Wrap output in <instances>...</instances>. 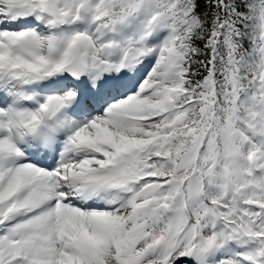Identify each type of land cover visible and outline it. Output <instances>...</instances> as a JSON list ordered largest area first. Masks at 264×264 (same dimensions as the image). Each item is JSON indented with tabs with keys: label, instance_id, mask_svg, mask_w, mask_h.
I'll return each mask as SVG.
<instances>
[{
	"label": "snow or ice",
	"instance_id": "obj_1",
	"mask_svg": "<svg viewBox=\"0 0 264 264\" xmlns=\"http://www.w3.org/2000/svg\"><path fill=\"white\" fill-rule=\"evenodd\" d=\"M0 264H264V0H0Z\"/></svg>",
	"mask_w": 264,
	"mask_h": 264
}]
</instances>
